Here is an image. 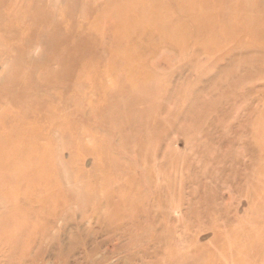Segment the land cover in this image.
<instances>
[{"label":"rangeland","instance_id":"obj_1","mask_svg":"<svg viewBox=\"0 0 264 264\" xmlns=\"http://www.w3.org/2000/svg\"><path fill=\"white\" fill-rule=\"evenodd\" d=\"M0 264H264V0H0Z\"/></svg>","mask_w":264,"mask_h":264}]
</instances>
